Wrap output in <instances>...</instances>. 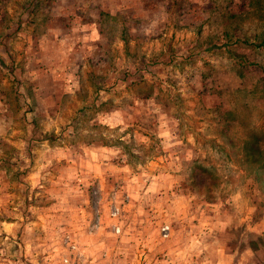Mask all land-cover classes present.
<instances>
[{"label":"rangeland","instance_id":"1","mask_svg":"<svg viewBox=\"0 0 264 264\" xmlns=\"http://www.w3.org/2000/svg\"><path fill=\"white\" fill-rule=\"evenodd\" d=\"M140 1L0 0V264H264V0Z\"/></svg>","mask_w":264,"mask_h":264},{"label":"trees","instance_id":"2","mask_svg":"<svg viewBox=\"0 0 264 264\" xmlns=\"http://www.w3.org/2000/svg\"><path fill=\"white\" fill-rule=\"evenodd\" d=\"M146 2L140 1V0H131L130 6H127L124 2H119V3H117V5H118L119 10H136L138 12H144L149 8L148 6H146ZM233 41L236 43H239V42H242L245 44L250 43V40L248 38H245V37H241V39L235 38L234 40H232V42ZM263 43H264V37L261 39L256 38V42H254L251 45H253L255 47H260Z\"/></svg>","mask_w":264,"mask_h":264},{"label":"crops","instance_id":"3","mask_svg":"<svg viewBox=\"0 0 264 264\" xmlns=\"http://www.w3.org/2000/svg\"><path fill=\"white\" fill-rule=\"evenodd\" d=\"M113 8L119 10L117 3H115V6ZM108 9L110 10V8H108ZM88 26H90V27H88V29H91V30L95 31L94 33L92 32V34H90V36H99V30L97 29L96 23H95V21L93 19H89ZM33 169H34L33 170L34 171V175L37 176L40 173L41 166H39L38 163H36V165H34Z\"/></svg>","mask_w":264,"mask_h":264}]
</instances>
